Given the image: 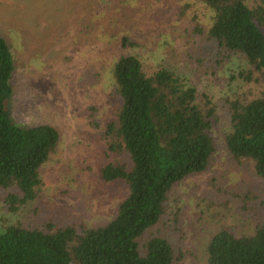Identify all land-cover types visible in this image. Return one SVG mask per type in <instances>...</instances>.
I'll return each mask as SVG.
<instances>
[{"label":"rangeland","instance_id":"1","mask_svg":"<svg viewBox=\"0 0 264 264\" xmlns=\"http://www.w3.org/2000/svg\"><path fill=\"white\" fill-rule=\"evenodd\" d=\"M213 16L200 0H0V32L17 64L12 120L21 126L49 124L60 134L55 153L41 168L37 200L5 217L27 225L51 220L85 227L115 217L129 187L124 180L102 181L100 169L123 156L108 153L99 132L116 103L112 66L127 36L140 43L130 51L139 54L147 71L160 64L172 68L218 108L217 150L209 169L173 188L165 214L140 243L159 234L184 255L179 264H206V245L218 230L251 232L264 215V181L249 161L238 164L230 157L225 98L253 97L261 87L230 81L244 66L239 58L216 62L214 41L199 31L212 25ZM5 195L0 189V217Z\"/></svg>","mask_w":264,"mask_h":264},{"label":"trees","instance_id":"2","mask_svg":"<svg viewBox=\"0 0 264 264\" xmlns=\"http://www.w3.org/2000/svg\"><path fill=\"white\" fill-rule=\"evenodd\" d=\"M200 1L214 12L212 25L199 31L214 41L216 62L239 58L244 66L230 81L240 78L261 87L253 97L225 98L229 121L224 140L231 159L238 164L249 161L264 181V0ZM121 46L124 52L112 66L111 97L116 103L99 133L107 152L122 155L123 160L105 164L100 177L103 182H127L128 196L103 225H60L51 220L27 225L5 216L18 214L37 200L41 168L55 153L60 134L49 124L13 122L9 100L17 64L11 43L0 32V189L6 191L0 264H179L183 260L165 236L156 234L144 243L140 239L165 214L173 188L209 169L217 150L213 137L217 104L164 64L147 71L139 54L130 51L139 42L123 36ZM92 120L98 127L93 113ZM205 253L206 264H264V215L249 233L221 228L210 238Z\"/></svg>","mask_w":264,"mask_h":264}]
</instances>
